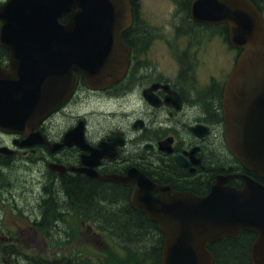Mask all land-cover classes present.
<instances>
[{
	"label": "flooded vegetation",
	"instance_id": "af4514ba",
	"mask_svg": "<svg viewBox=\"0 0 264 264\" xmlns=\"http://www.w3.org/2000/svg\"><path fill=\"white\" fill-rule=\"evenodd\" d=\"M7 1L0 0V7ZM130 3L132 23L122 35L130 64L122 79L93 89L74 70L72 93L34 131L38 135L0 129V264H48L39 260L50 257L57 261L52 264H70L66 249L38 252L13 246L32 235H51L65 246L71 208H97L100 218L115 226L120 199L129 201L136 184L90 178L84 171L121 178L140 173L154 184L200 196L219 177L248 174L224 138L222 92L231 71L220 67L204 73L206 61L196 51L201 44L180 46L183 55L167 71L149 53L157 42L165 48V40L150 25L136 23ZM60 22L66 24L67 18ZM10 63L11 51L0 43V69H9ZM86 185L95 188L86 193ZM226 185L242 189L245 183L233 178ZM49 224L53 227L47 231ZM253 240L245 238L244 245L251 247Z\"/></svg>",
	"mask_w": 264,
	"mask_h": 264
},
{
	"label": "water",
	"instance_id": "95a60500",
	"mask_svg": "<svg viewBox=\"0 0 264 264\" xmlns=\"http://www.w3.org/2000/svg\"><path fill=\"white\" fill-rule=\"evenodd\" d=\"M17 1L24 2V6L16 10L32 16L35 20L29 22L34 26L18 27L13 20H6L0 39L4 45L15 49L16 40L28 47L33 42L39 56H72L65 62L71 67L85 64L87 56L106 58L108 62L102 71L110 72L112 77L127 66L128 48L120 35L130 20L129 0ZM93 1L102 2L106 9L91 10ZM85 13L107 16L108 20L86 21ZM191 13L199 22L228 24L232 43L244 49L224 90L225 134L233 154L246 168L264 177V17L250 0H196ZM63 14L74 24L90 26L69 30L59 23ZM114 25L124 28L116 30ZM50 63H34L42 68L33 71L34 80L48 79ZM58 63L63 61H54ZM0 75L3 128L18 130L30 126L29 123L40 122L53 110L42 104L40 97L36 104L35 96L25 99L22 106L12 76L7 72ZM154 191H159V196H154ZM132 201L134 208L155 221L165 236L163 264H214L208 243L224 236L236 238L245 229L259 235L251 253L253 264H264V187L258 183L247 181L243 191L217 186L208 197L198 198L187 193L171 195L169 189L141 179Z\"/></svg>",
	"mask_w": 264,
	"mask_h": 264
},
{
	"label": "rangeland",
	"instance_id": "374dc122",
	"mask_svg": "<svg viewBox=\"0 0 264 264\" xmlns=\"http://www.w3.org/2000/svg\"><path fill=\"white\" fill-rule=\"evenodd\" d=\"M140 7L146 23L155 30L157 37L161 35L162 39L165 40V48L157 42L151 47L149 53L160 61V64L167 71L172 70L176 57L172 50L176 52V50L180 49V46L189 44H201V47H196V51L197 55L203 57L206 61L204 73L215 72L220 67L226 70L231 68L234 54L225 51L220 46V37L207 35L201 40H197L201 42L193 41L191 43L189 37L176 35L174 29L176 23L175 5L171 0H141ZM69 221L70 235L65 246H63L62 241L53 245V241L49 237L42 238L41 235H32L33 237L14 241L16 245L13 247L29 251L36 250L38 252L59 247L60 249L68 250L71 255L80 251L82 255L88 256L96 264H117V260L126 258L115 244L116 241L114 239L109 236L107 239L103 235L95 233L97 229L93 226V222H90V227L92 228L89 229V226L82 225L75 217H70Z\"/></svg>",
	"mask_w": 264,
	"mask_h": 264
},
{
	"label": "trees",
	"instance_id": "16d2710c",
	"mask_svg": "<svg viewBox=\"0 0 264 264\" xmlns=\"http://www.w3.org/2000/svg\"><path fill=\"white\" fill-rule=\"evenodd\" d=\"M172 1L178 6L179 11L184 17L188 16L193 0ZM252 1L264 12V0ZM138 2L139 0H135V4L138 5ZM185 20L187 22V18ZM84 187L87 190L86 193L95 188L92 185ZM89 195L91 194H88V199L94 201V196ZM115 228L124 245L126 244L127 250L135 256L138 255L139 259L135 258V264H147V261L150 264H161L160 255L162 246L157 237V226L154 223L147 222L142 214L130 207H121L118 211V221L115 224ZM220 245L219 250H211L220 264H244L248 262V250L241 247L240 241L227 240L222 241ZM72 264H90V262L85 261L84 263Z\"/></svg>",
	"mask_w": 264,
	"mask_h": 264
},
{
	"label": "bare ground",
	"instance_id": "6f19581e",
	"mask_svg": "<svg viewBox=\"0 0 264 264\" xmlns=\"http://www.w3.org/2000/svg\"><path fill=\"white\" fill-rule=\"evenodd\" d=\"M140 233V232H139Z\"/></svg>",
	"mask_w": 264,
	"mask_h": 264
}]
</instances>
